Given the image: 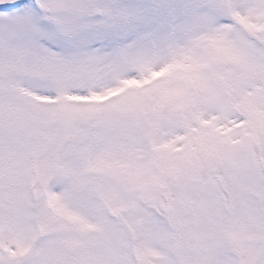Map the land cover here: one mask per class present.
Returning <instances> with one entry per match:
<instances>
[{"label": "snow or ice", "instance_id": "snow-or-ice-1", "mask_svg": "<svg viewBox=\"0 0 264 264\" xmlns=\"http://www.w3.org/2000/svg\"><path fill=\"white\" fill-rule=\"evenodd\" d=\"M0 264H264V0H0Z\"/></svg>", "mask_w": 264, "mask_h": 264}]
</instances>
